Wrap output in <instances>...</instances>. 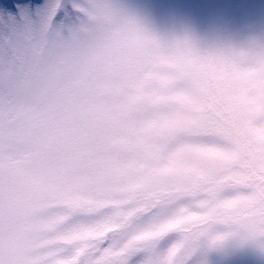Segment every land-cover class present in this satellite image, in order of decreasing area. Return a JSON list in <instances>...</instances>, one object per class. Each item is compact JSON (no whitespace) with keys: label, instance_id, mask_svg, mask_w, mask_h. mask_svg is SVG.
Returning a JSON list of instances; mask_svg holds the SVG:
<instances>
[{"label":"snow or ice","instance_id":"6c2138e0","mask_svg":"<svg viewBox=\"0 0 264 264\" xmlns=\"http://www.w3.org/2000/svg\"><path fill=\"white\" fill-rule=\"evenodd\" d=\"M174 49L184 78L169 86L159 66ZM88 66L84 102L106 135L79 173L85 186H66L86 202L64 230H34L22 246L0 214V264H71L77 253L79 264H212L249 249L264 257V36L243 47L191 30L165 38L111 0H0V151L19 107L60 99L78 108L72 84ZM197 80L210 109L199 120ZM117 142L119 177L101 180ZM84 233L87 243L77 239Z\"/></svg>","mask_w":264,"mask_h":264},{"label":"rangeland","instance_id":"374dc122","mask_svg":"<svg viewBox=\"0 0 264 264\" xmlns=\"http://www.w3.org/2000/svg\"><path fill=\"white\" fill-rule=\"evenodd\" d=\"M44 3V0H36ZM119 6L147 18L165 38L183 35L191 30L201 39L223 40L237 47L245 46L254 37L264 36V0H111ZM167 67L171 79L169 86L183 81L181 56L178 50L171 53ZM201 73L203 69L199 70ZM91 73V66L85 68L82 76L73 82V101H80L79 107L66 100L46 101L24 105L12 115V130L8 142L0 151V214L5 227L11 228L17 246H22L26 236L38 231L50 236L64 230L78 218L79 206L86 201L80 196H69L66 186L73 193L85 186L79 173L93 151L99 152L105 133L102 115L84 102L83 83ZM151 85V77L143 81V89ZM123 87V85H122ZM166 94V88H161ZM192 99L199 104L197 119L208 109L200 89V81L192 85ZM142 94L130 101L125 113L119 119L133 115L141 103ZM184 103H179L183 113ZM180 116L176 118L179 126ZM114 127V124L112 125ZM150 134H145L147 141ZM115 153L113 167L103 171L100 179L119 177L118 164L123 155L120 143H112ZM238 155V154H237ZM51 209L62 210V215L45 222ZM113 229H106L110 232ZM91 233H84L77 239L84 243ZM172 239H175L173 237ZM82 253H77L71 264H79ZM212 264H264V257L254 250L237 252L227 257H213Z\"/></svg>","mask_w":264,"mask_h":264}]
</instances>
